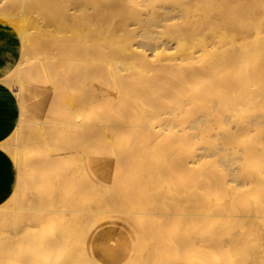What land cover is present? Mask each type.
<instances>
[{
	"label": "bare ground",
	"instance_id": "bare-ground-1",
	"mask_svg": "<svg viewBox=\"0 0 264 264\" xmlns=\"http://www.w3.org/2000/svg\"><path fill=\"white\" fill-rule=\"evenodd\" d=\"M46 1L0 264H264V0Z\"/></svg>",
	"mask_w": 264,
	"mask_h": 264
},
{
	"label": "rangeland",
	"instance_id": "rangeland-1",
	"mask_svg": "<svg viewBox=\"0 0 264 264\" xmlns=\"http://www.w3.org/2000/svg\"><path fill=\"white\" fill-rule=\"evenodd\" d=\"M1 1V0H0ZM23 1H25V2H23ZM26 1H29V2H27L26 3ZM35 1V2H34ZM39 1H44V3L45 2H47L46 0H39ZM53 1H55V2H59L58 3V6H63V2H62V0H60L61 1V5H60V1L59 0H53ZM4 2V3H3ZM8 2V0H2V2H0V7L2 6V7H5V3H7ZM11 2H20L19 4H17V6H18V9L17 10H21V8L22 9H25V7L26 6H30L31 8H27L26 10V15L28 14V16L29 17H31L33 14H34V9H40V12H38L37 13V17L35 16V15H33V16H35V17H33L32 16V18H40V17H42V15H43V13H44V11H43V8H44V5H43V3L42 2H38V0H9V4H7L6 5V8L5 9H9V10H11L12 8L15 10V8H17L15 5V3L12 5V3ZM32 2V3H31ZM33 2H34V4L35 5H38V4H40V7L39 8H36V6L35 5H33ZM22 3V4H21ZM38 3V4H37ZM26 4V5H25ZM8 5L11 7V9L10 8H8ZM19 5H21V6H19ZM24 5V6H23ZM21 7V8H20ZM33 7V8H32ZM31 10V11H30ZM34 10V11H33ZM37 10V11H38ZM36 11V12H37ZM43 11V12H42ZM30 12H32V13H30ZM35 12V13H36ZM41 14V15H40ZM39 15V16H38ZM0 20L1 21H3V23H5L8 27H10L11 29H13V31H14V33L17 35V37L19 38V39H21V42H22V44H21V51H20V55L21 56H23L22 58L19 56V59H18V61H16V63H15V65L12 67V69L10 70V71H8V72H6L3 76V79H2V81H3V83L4 84H6L8 87H10V89L13 91V93H14V96L15 95H17V97H16V99L18 100V102H19V111H20V119H19V122H18V124H17V126H16V128H15V130L13 131V133L1 144V147H2V149L6 152V153H8L11 157H13L12 159H13V161H14V155H13V151H14V148L15 149H18V148H23V146H25V144H27L26 143V141H25V136H26V134H27V131H29L30 130V128H33L34 126H35V121L37 122V120H39V119H42V120H47V122H48V119L49 120H51V118H49L48 116H43V117H39V118H36V116L34 115L35 113L34 112H31V109H29V108H32L33 109V107H34V105L33 104H35L36 102L38 103V101H36V99H35V101H34V99H33V102H32V98H33V96H34V90H33V88H32V86H31V88H27L28 89V91L26 92V93H24L22 96L18 93V91H19V87H18V81H17V79L14 77V75H15V73L16 72H20V73H22V77L21 78H28V77H30L31 75H30V73L28 72V69H27V67L31 64V62L33 61V55H34V52H33V50H32V41L30 40V38H28L26 35H23V34H21V32L15 27L14 28V26L12 25V24H10L9 22H7L6 20H4V19H1L0 18ZM16 29V30H15ZM33 29V30H32ZM35 29V30H34ZM30 31H36V28L35 27H33V28H31L30 27V29H29ZM24 39H25V41L26 42H24ZM31 42V43H30ZM32 57V58H31ZM22 59H24V60H22ZM32 59V61H30ZM28 60V61H27ZM11 73V74H10ZM30 87V86H29ZM33 90V91H32ZM15 91H17V92H15ZM29 92V94L30 95H28L27 93ZM22 97V98H21ZM26 98V99H25ZM28 99V100H27ZM40 99H42V98H40ZM35 102V103H34ZM32 104V105H31ZM28 106H30V107H28ZM28 107V108H27ZM25 111H26V113L27 112H29V113H27V115H26V113H25ZM23 115H25V116H23ZM29 115V116H28ZM36 119V120H34V118ZM28 119H30V120H28ZM31 119L33 120V121H31ZM26 121H28V122H26ZM31 122V123H30ZM50 122V121H49ZM50 124H47V125H45V127H48ZM31 126V127H30ZM29 127V128H28ZM21 146V147H20ZM40 147V146H42V145H35V147ZM38 147V148H39ZM12 149V151H11V149ZM42 148V147H41ZM22 150V149H21ZM34 160L35 159H33L32 161H30L27 165L28 166H26V167H28V169L29 170H37L36 169V167H35V163H34ZM35 161H37V159L35 160ZM34 164V165H33ZM16 169H17V171H18V178L19 177H22V174H23V172H22V170H23V166H22V169H21V167H18V166H16ZM40 170V169H39ZM36 172V171H35ZM22 179V178H21ZM23 183V184H22ZM20 186H22V187H20ZM25 189V190H23V189ZM28 188V187H27ZM22 189V190H21ZM28 190V189H27ZM24 191V192H23ZM25 191H26V184L22 181V180H20V179H17V182H16V185H15V188H14V191L12 192V194L8 197V199L6 200V201H4V203H2L1 205H7V206H9L10 208H13L14 206H15V204L17 205V204H19L20 203V201H21V199H23V198H26V199H29L31 196H30V194H32V193H30L31 191H30V188H29V190L28 191H26V193H25ZM30 191V192H29ZM29 192V193H28ZM23 193V194H22ZM27 193H28V197L27 196H25V195H27ZM23 195V196H22ZM18 196V197H17ZM25 196V197H24ZM15 197V198H14ZM21 197H23V198H21ZM20 198V199H19ZM18 199V200H17ZM18 201V202H17ZM23 201V200H22ZM21 201V202H22Z\"/></svg>",
	"mask_w": 264,
	"mask_h": 264
},
{
	"label": "crops",
	"instance_id": "crops-1",
	"mask_svg": "<svg viewBox=\"0 0 264 264\" xmlns=\"http://www.w3.org/2000/svg\"><path fill=\"white\" fill-rule=\"evenodd\" d=\"M9 28L0 20V51H2L0 52V205L12 194L17 180L16 165L12 157L1 147V144L13 133L20 119L19 102L10 87L2 81L3 74L10 71L18 61L22 44L13 29ZM3 66L5 68L7 66V70Z\"/></svg>",
	"mask_w": 264,
	"mask_h": 264
}]
</instances>
